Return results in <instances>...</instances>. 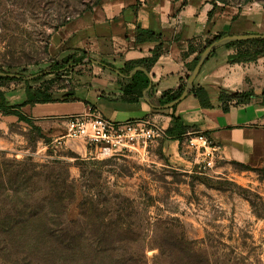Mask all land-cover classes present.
<instances>
[{
    "label": "rangeland",
    "instance_id": "1",
    "mask_svg": "<svg viewBox=\"0 0 264 264\" xmlns=\"http://www.w3.org/2000/svg\"><path fill=\"white\" fill-rule=\"evenodd\" d=\"M224 1L264 11V0ZM96 3L0 0V69L26 78L49 70L61 59L51 52L52 36ZM82 74L80 66L60 79L49 76L38 84L1 82L0 91L11 105L22 103L28 88L42 86L61 99L80 84ZM0 117V225L9 211L5 202L9 179L21 183L24 172L30 188L21 192L22 197L56 202L72 186L74 201H64L65 210L58 206L69 221H82L80 206L89 200L85 212L100 216L95 225L124 226L135 241L136 229L142 230L141 243L121 253L126 257L136 259V252L144 253L148 264H201L203 258L211 264H264V167L246 170L218 158L209 167L210 151L197 142L191 145L193 136L179 144L181 160L153 154L158 149L151 144L136 154L106 150L81 139L58 144L25 124ZM164 139L168 140H157L164 144ZM181 238L196 255L181 260L174 255L172 244Z\"/></svg>",
    "mask_w": 264,
    "mask_h": 264
},
{
    "label": "crops",
    "instance_id": "2",
    "mask_svg": "<svg viewBox=\"0 0 264 264\" xmlns=\"http://www.w3.org/2000/svg\"><path fill=\"white\" fill-rule=\"evenodd\" d=\"M146 33L155 38L150 39ZM222 34L264 35V11L245 10L220 0H102L91 11L60 27L51 38L54 56L65 59L85 55L81 81L73 96L66 97L67 93L53 103L22 108L21 113L32 126L16 117L4 120L35 127L43 137L58 144L67 143L64 140L68 139L71 117L89 115L115 124L149 121L160 130L159 139L166 138L172 113L154 107L165 93L186 86L192 73L190 66L201 55L199 49ZM138 36L144 41L138 42ZM226 47L210 55L196 79V84L210 94L212 109H202L191 94L178 105L175 114L184 126L204 134L220 147V162L262 168L264 106L260 96L264 92V58L230 64L228 58L236 54V49ZM156 53L159 56L149 70L138 65L152 60ZM100 62L116 70L105 69ZM131 66L134 69L127 76L116 72ZM138 72L150 81L141 98L125 92ZM249 92L254 94L249 103H231L228 112L223 111L221 93ZM164 141L151 144L158 149L153 154L181 156V142Z\"/></svg>",
    "mask_w": 264,
    "mask_h": 264
},
{
    "label": "trees",
    "instance_id": "3",
    "mask_svg": "<svg viewBox=\"0 0 264 264\" xmlns=\"http://www.w3.org/2000/svg\"><path fill=\"white\" fill-rule=\"evenodd\" d=\"M102 0H97L96 6ZM225 3L224 0H220ZM95 6V7H96ZM152 39L155 36L146 33ZM225 35L216 36L206 42L201 47L198 54H202L208 47L220 42ZM138 42L144 41L140 36ZM226 48H235L236 54L228 58L230 64H246L253 63L264 58V41L240 42L228 45ZM191 52V49H190ZM159 53H156L150 61L140 63L146 70H149L154 64ZM85 55L82 57L69 56L65 59L55 60L49 67V70L39 74L31 75L29 78L21 74H13L19 78H6L0 76L1 82L8 81H25L27 84L42 83L47 77L53 76L60 79L65 76L69 70H73L84 65ZM198 63L196 58L190 66V72L193 71ZM99 65L105 69L115 71L116 69L109 64L100 62ZM134 67H125L120 70L122 75H129ZM0 73L11 74L0 69ZM150 86V81L143 73H136L126 87V94L135 95L138 98L143 96V92ZM185 91V85L179 87L174 92L165 93L159 101L161 106L168 105L181 97ZM191 94L199 101L200 107L205 110L212 109L210 94L203 88L194 83ZM190 94V95H191ZM73 93H68L66 97H72ZM254 94L236 93L227 95L221 93L219 101L222 103V109L226 113L229 110V104L245 105L253 99ZM262 105L264 106V92L261 94ZM54 94L50 88L46 86L39 87L35 90L28 88L25 92V100L20 104L11 105L6 96L0 91V116L16 117L20 122L31 125V121L22 113L21 109L30 105L53 103ZM130 101H134L130 99ZM178 107V106H177ZM171 109L172 125L166 131L165 137L171 141L184 142L189 136L195 134L194 129L184 126L181 118L176 116V109ZM38 134L39 130L31 127ZM41 135V134H40ZM246 170L251 168L235 164ZM24 173V172H23ZM18 183L17 180L10 181L5 188V202L9 205V211L6 212L5 224L0 225V236L4 241L0 243V262L5 261L7 264H148V260L143 254L136 252L134 257H126L121 255L127 250L131 244L136 243V247L143 240L144 232L136 229V241L133 238V232L124 226L120 227H104L95 225L100 216L97 214L90 215L85 212V206L89 200L81 203V222L69 221L66 219L65 204L74 201V192L72 186L69 187V194L64 198L60 197L56 202L48 197L41 200H35L33 197L20 196L23 190L27 191L30 185V178H26ZM19 176V175H18ZM2 185V183H1ZM84 211V212H83ZM172 240V238H171ZM184 243V245H183ZM176 252L172 251L180 260L188 256L190 253H196L192 250L190 243L184 242V239H175L172 244ZM184 246V247H183ZM168 247V245H167ZM161 249V248H160ZM127 253V252H126ZM161 254H164L163 252ZM188 254V255H187ZM126 255V254H125ZM190 256V255H189ZM197 256H199L197 254ZM201 264H211L207 259H201Z\"/></svg>",
    "mask_w": 264,
    "mask_h": 264
},
{
    "label": "built area",
    "instance_id": "4",
    "mask_svg": "<svg viewBox=\"0 0 264 264\" xmlns=\"http://www.w3.org/2000/svg\"><path fill=\"white\" fill-rule=\"evenodd\" d=\"M192 136L191 145L197 142L200 144L199 147L210 151L208 154L211 157L208 163L210 167L212 160L219 159L220 147L204 134L195 133ZM161 137L160 130L149 121L115 124L97 115L71 117L68 121V139H81L88 144L115 152L136 154Z\"/></svg>",
    "mask_w": 264,
    "mask_h": 264
},
{
    "label": "water",
    "instance_id": "5",
    "mask_svg": "<svg viewBox=\"0 0 264 264\" xmlns=\"http://www.w3.org/2000/svg\"><path fill=\"white\" fill-rule=\"evenodd\" d=\"M264 41V35H239V36H229V37H224L220 42L215 43L214 45H212L211 47H208L199 57L198 59V63L196 65V67L194 68V70L192 71V73L190 74L186 86H185V91L184 93L181 95V97L179 99H177L176 101L165 105V106H161L159 103L157 104V106H155V109L158 110H171L174 107H177L180 103H182L190 94L191 91L193 90L194 87V83L200 73V70L203 67L204 62L210 57V55H212L217 49L221 48V47H225L228 46L230 44H234V43H240V42H249V41ZM98 64V63H97ZM140 71V70H138ZM117 73H119L118 71H116ZM135 73V72H134ZM134 74H131V76H133ZM0 76L6 77V78H19V76L17 75H13V74H4V73H0Z\"/></svg>",
    "mask_w": 264,
    "mask_h": 264
}]
</instances>
